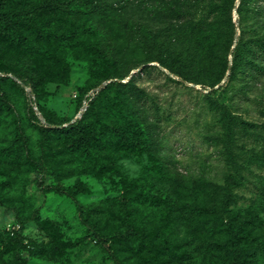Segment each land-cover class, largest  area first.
<instances>
[{
  "label": "rangeland",
  "instance_id": "1",
  "mask_svg": "<svg viewBox=\"0 0 264 264\" xmlns=\"http://www.w3.org/2000/svg\"><path fill=\"white\" fill-rule=\"evenodd\" d=\"M145 1L162 8V14L149 16L137 5L122 7L118 0H99L97 10L88 15L82 13L80 1L73 6V0H18V7L32 10L42 6L38 9L40 18L53 31L48 38L33 37L30 44L0 38V67L10 69L7 74L0 72V77L12 80L3 83L0 90V149H13L9 150L13 157L0 164V195L7 205V209L0 207V264L11 259L8 241L19 228L25 238L22 256L27 264H115L81 223L74 201L53 188L83 187L78 201L89 206L97 231L110 235L121 227L119 172L141 185L170 189L173 206L146 209L144 218L136 214V223L143 218L151 229L166 234L173 230L179 239H188L190 249L201 257L208 253L205 248L210 240L200 227L189 222L184 208L196 193L200 196H196L197 201L206 197L216 203L220 192L230 191L233 201L226 215L241 214L253 219L250 249L255 251L254 264H264V154L255 152L258 148L253 151L245 147L239 166H230L224 155V126L214 106V101L225 103L237 108L244 120L264 124V83L258 92H248L249 101L231 103L232 87L239 83L225 86L226 76L212 89L209 83L183 80L162 66L160 58L164 54L160 47L162 43L166 47L172 39L166 28L173 21L174 12L168 10L170 0ZM210 2L195 0L190 7L193 30L200 31V21L209 20ZM237 6L238 0L231 12L235 30ZM99 54L111 62L112 81L120 87H111L104 95L106 100L96 102L97 113L92 120L105 129L118 119L122 109L129 110L133 100L129 87L123 86L135 71L136 84L146 91L140 116L153 135L150 147L141 155L97 148L96 155L105 166L102 173L76 152L70 133L42 131V127H64L77 116L80 119L83 106L88 105L103 83L106 87ZM144 66L157 69L138 73ZM158 70L173 81L159 75ZM24 76L40 82L38 104L59 125L46 123L34 104L31 88L19 80ZM217 85L223 86L215 88ZM2 93L9 107L4 105ZM18 126L23 128L32 155L43 164V170L28 167L26 153L16 138ZM259 130L264 131L253 129L248 137L240 136L235 146L261 143L264 151V133ZM101 137L104 143L111 139L104 134ZM38 181L42 188L37 187ZM115 246L124 264H168L161 259L150 260L149 252L136 241ZM214 246L209 244V253L215 252Z\"/></svg>",
  "mask_w": 264,
  "mask_h": 264
},
{
  "label": "trees",
  "instance_id": "2",
  "mask_svg": "<svg viewBox=\"0 0 264 264\" xmlns=\"http://www.w3.org/2000/svg\"><path fill=\"white\" fill-rule=\"evenodd\" d=\"M80 1L82 13L88 15L97 10L99 0H73V6ZM204 0H198L202 2ZM18 0H0V38L7 41L17 40L18 42L30 44L33 37L48 38L53 29L46 20H41L38 9H27L18 7ZM122 7L137 5L143 8L149 16H159L162 8L158 5H151L145 0H118ZM195 0H170L168 10L174 12L173 21L166 28L171 40L165 47L161 44L163 57L160 58L162 66L172 72L177 73L183 80L195 84L209 83V87L218 84L225 76V86L231 83H239L238 87H232L229 100L231 103L239 101L238 104L249 101L248 92L256 93L264 83V0H238L236 12L238 13V30H235L231 20V12L235 7L236 0H211L207 9L209 20H201L198 26L200 31L192 29V13L190 7L194 6ZM172 7V9H171ZM258 26V27H257ZM52 29V31H51ZM237 34V35H236ZM236 35V36H235ZM180 43V45H179ZM232 48V51L230 49ZM99 65L102 68V79L109 81L106 87L101 88L93 95V99L88 102L87 108L80 119L67 124L64 127H42V131L70 133L73 136V146L85 162L92 163V168L102 173L105 166L96 155V149L107 152L113 151L122 154L141 155L151 145L153 135L145 128L143 119L140 116V108L145 106V89L136 84V77L133 74L123 87H129L130 97L133 100L129 110L122 109L118 119L105 129L92 120L97 109L96 102L105 101L106 91L111 87H120L118 82L112 81L111 62L105 55L99 54ZM229 55L231 59L229 60ZM0 64L2 61L0 60ZM157 69L154 66H144L138 73ZM10 69L0 67V72L7 74ZM158 72H160L158 70ZM162 74L166 79L171 80L169 75ZM64 78L63 74L61 76ZM24 86L31 88L35 96L34 104L41 112L49 125H59L51 120L42 111L38 104L41 96L40 82L33 77H19ZM8 76L0 77L1 85L11 82ZM223 86V85H222ZM222 86H219L221 88ZM23 91V89H22ZM1 99L5 106L9 105L6 95L1 94ZM256 102H258L256 100ZM215 109L219 111L220 120L224 126L222 141L225 147V159L230 166H239L240 160L245 156L246 150L264 154L261 143L251 146L248 143L240 148L235 145L239 137H248V132L253 129H264V124L250 123L238 114L237 108L229 107L227 104L214 101ZM34 118V110L30 108ZM258 132L264 133L263 130ZM101 134L111 137L110 141H102ZM17 140L26 153L25 159L29 168L43 170V164L38 162L32 155L28 144V137L23 134V128L17 127ZM104 143V146L101 144ZM11 149H0V164L7 158ZM120 195L118 199V209L120 214L119 227L110 235H103L98 232L92 223L89 206L81 204L77 195L84 191L83 187L75 186L73 189H63L54 187L58 194L71 198L78 212V217L86 229L100 245L102 251L110 256L115 264H124L118 257L116 244L128 246L131 241L138 242L143 250H147L151 255L150 260H163L168 264H254L255 251H251L250 235L251 225L254 226L253 219L244 215L227 216L226 211L232 203V193L220 192L219 200L214 203L209 198L201 197L199 201L195 194L194 200L190 201L184 209H187L189 222H193L194 227H200L201 232L210 240L206 243L208 253L203 257L196 256L195 251L190 249L188 239H179L176 233L166 234L159 229H151L145 222L144 211L146 209H156L160 206L172 207V194L170 189H155L152 185H141L135 179H131L121 172ZM229 179H232L229 177ZM232 185L233 181L229 180ZM37 187H41L40 181ZM0 207L7 209L5 199L0 195ZM143 216L140 223H136V214ZM18 219V215L15 216ZM195 219H197L195 221ZM255 221V220H254ZM251 222V223H250ZM254 229V227H253ZM224 236L223 239L221 237ZM216 237V238H214ZM218 237V238H217ZM215 244L214 253H209V244ZM25 238L22 229H17L8 241V246L12 252L11 259L2 261L1 264H27L22 256V249L25 246ZM44 248L43 246H40ZM201 257V258H200ZM152 263V261H150ZM153 264V263H152Z\"/></svg>",
  "mask_w": 264,
  "mask_h": 264
},
{
  "label": "water",
  "instance_id": "3",
  "mask_svg": "<svg viewBox=\"0 0 264 264\" xmlns=\"http://www.w3.org/2000/svg\"><path fill=\"white\" fill-rule=\"evenodd\" d=\"M134 73H135V71L131 72V75L128 77V79H129ZM107 83H109V81H107ZM105 84H106V83H103V84L101 85V88H103V87L105 86ZM217 87H219V85H217L215 88H217ZM86 107H87V105H84V106H83L80 115L85 111ZM34 109H36V108H34ZM76 119H78V116L75 118V120H76Z\"/></svg>",
  "mask_w": 264,
  "mask_h": 264
}]
</instances>
